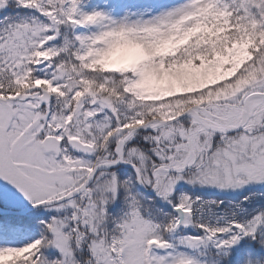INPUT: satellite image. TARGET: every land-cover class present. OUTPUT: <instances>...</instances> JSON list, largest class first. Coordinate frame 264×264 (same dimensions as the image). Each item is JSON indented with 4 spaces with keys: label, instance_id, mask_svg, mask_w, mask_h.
Returning a JSON list of instances; mask_svg holds the SVG:
<instances>
[{
    "label": "snow or ice",
    "instance_id": "obj_1",
    "mask_svg": "<svg viewBox=\"0 0 264 264\" xmlns=\"http://www.w3.org/2000/svg\"><path fill=\"white\" fill-rule=\"evenodd\" d=\"M0 264H264V0H0Z\"/></svg>",
    "mask_w": 264,
    "mask_h": 264
}]
</instances>
